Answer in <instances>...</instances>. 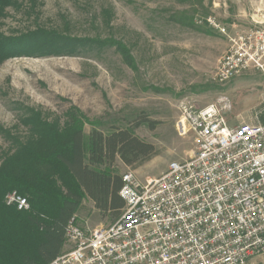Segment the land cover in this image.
Instances as JSON below:
<instances>
[{
    "label": "rangeland",
    "instance_id": "374dc122",
    "mask_svg": "<svg viewBox=\"0 0 264 264\" xmlns=\"http://www.w3.org/2000/svg\"><path fill=\"white\" fill-rule=\"evenodd\" d=\"M177 13L192 18L203 32L177 25ZM39 30L124 44L136 69L116 46L100 53L80 49L78 56L8 59L0 66V163L11 149L7 133L26 134L20 121L27 110L62 124L76 110L85 121L86 135L93 128L104 133L133 129L141 141L154 146L157 156L137 170L118 162L115 171L121 177L134 172L142 183L160 178L169 165L196 152L195 135L182 137L176 129L181 100L205 107L225 99L230 126L263 123L264 74L250 71L225 86L215 82V74L233 41L264 30V0H18L7 8L1 27L6 37ZM75 221L87 230L114 224L89 199ZM70 250L66 244L64 253ZM248 264H264V257Z\"/></svg>",
    "mask_w": 264,
    "mask_h": 264
},
{
    "label": "built area",
    "instance_id": "2783aa9c",
    "mask_svg": "<svg viewBox=\"0 0 264 264\" xmlns=\"http://www.w3.org/2000/svg\"><path fill=\"white\" fill-rule=\"evenodd\" d=\"M250 71L264 74V30L250 33L220 59L215 82L225 86ZM225 99L200 107L178 104L180 136L197 149L160 178L123 177L121 217L109 227L66 231L71 250L50 264H248L264 257V123L232 127ZM8 207L29 211L16 192Z\"/></svg>",
    "mask_w": 264,
    "mask_h": 264
},
{
    "label": "trees",
    "instance_id": "16d2710c",
    "mask_svg": "<svg viewBox=\"0 0 264 264\" xmlns=\"http://www.w3.org/2000/svg\"><path fill=\"white\" fill-rule=\"evenodd\" d=\"M16 5L18 0H0V66L14 56H78L80 49L100 53L116 46L136 69L124 44L113 41L78 40L49 30L6 37L2 20L7 8ZM173 21L203 32L184 14L177 13ZM20 122L26 134L7 133L11 149L0 163V264H50L64 253L68 224L84 199L94 203L102 218L109 216L115 223L121 217L125 202L120 197L123 180L115 171L117 163L137 170L157 152L130 128L108 133L93 128L86 135L85 121L76 110L66 115L64 124L60 119L49 122L35 110H27ZM13 192L28 200L29 211L6 205Z\"/></svg>",
    "mask_w": 264,
    "mask_h": 264
}]
</instances>
